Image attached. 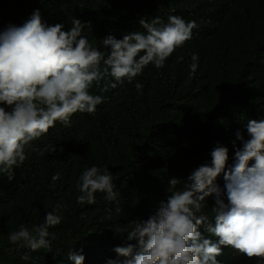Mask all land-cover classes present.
<instances>
[{
    "label": "clouds",
    "instance_id": "obj_1",
    "mask_svg": "<svg viewBox=\"0 0 264 264\" xmlns=\"http://www.w3.org/2000/svg\"><path fill=\"white\" fill-rule=\"evenodd\" d=\"M113 1L46 8L43 0H14L3 8L12 15L0 23V174L11 180L24 161L56 149L73 157L64 125L76 113L99 112L101 81V91L112 88L135 114L142 92L136 115L146 127L172 115L197 122L222 115L210 154L188 169L182 190L170 179L146 216L108 226L102 255L81 244L66 264L99 257L105 264H235L238 255L264 264V32L241 29L248 0H127L130 13L111 8ZM221 34L227 40L217 42ZM147 70L153 75L143 89L136 81ZM90 166L76 183L87 211L96 201L116 202L121 191L107 168ZM207 200L215 201L212 217L203 214ZM64 207L57 203L31 229L21 224L9 241L50 250L49 229L61 223Z\"/></svg>",
    "mask_w": 264,
    "mask_h": 264
},
{
    "label": "trees",
    "instance_id": "obj_2",
    "mask_svg": "<svg viewBox=\"0 0 264 264\" xmlns=\"http://www.w3.org/2000/svg\"><path fill=\"white\" fill-rule=\"evenodd\" d=\"M65 1L43 0V3L49 8ZM5 6H14V0H0V23L12 15L3 12ZM110 7L131 12L127 0L113 1ZM116 15H120L119 12ZM244 15L246 19L242 21L241 29L264 32V0H248ZM232 27L240 28L239 25ZM214 39L222 42L227 40V36L221 34ZM206 43L208 39L198 42L199 45ZM225 50L232 57L234 44L228 45ZM152 75L147 70L136 83H142L144 89ZM105 85L103 81L95 85L106 98V102L99 107L100 113L90 116L76 113L70 123L64 125L63 134L72 147L73 157H67L56 149L53 153L44 152L34 160L30 159L27 164L24 161L13 171L11 180L8 174H0V264H66L69 251L77 253L78 246L86 243L95 245L92 249L94 255H102L106 240H103V235H106L104 231L108 230V226L123 228L131 221L146 216L162 195L161 191L169 189L170 179L180 180L176 188L182 190L189 177L188 169L201 157L210 154L211 146L206 148L211 143L210 132L226 123L222 115L209 122L205 118L197 122L189 115H172L163 117L166 123L146 127L137 121L136 115L142 92L139 93L135 114L124 110L112 88L101 91ZM62 143L59 140L55 145ZM34 149L42 151L45 148ZM32 152L40 153L33 149ZM89 165L107 168L116 185L119 182L121 190L116 202L106 204L96 201V205L89 206L92 211H87L85 204L77 203L76 199L80 194L76 187L78 175ZM57 172L60 179L53 182L52 176ZM167 192L165 196L168 199L171 193ZM57 203L66 207L61 213V223L49 229L50 234L55 236V239L49 236L52 241L50 250L33 252L9 241V233L17 231L21 224L31 229L43 223L46 213L52 211ZM203 203L206 206L203 214L212 217L211 208L215 201ZM25 254L28 260L22 259ZM105 260L106 257H99L87 262L105 264ZM234 263L260 262L257 258L238 255Z\"/></svg>",
    "mask_w": 264,
    "mask_h": 264
}]
</instances>
